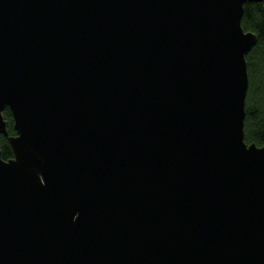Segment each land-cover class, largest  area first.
Masks as SVG:
<instances>
[{"label": "water", "instance_id": "95a60500", "mask_svg": "<svg viewBox=\"0 0 264 264\" xmlns=\"http://www.w3.org/2000/svg\"><path fill=\"white\" fill-rule=\"evenodd\" d=\"M262 1L0 0V264H264Z\"/></svg>", "mask_w": 264, "mask_h": 264}, {"label": "trees", "instance_id": "16d2710c", "mask_svg": "<svg viewBox=\"0 0 264 264\" xmlns=\"http://www.w3.org/2000/svg\"><path fill=\"white\" fill-rule=\"evenodd\" d=\"M241 27L245 32L256 36V44L245 56L248 87L244 107V140L247 145H264V0L260 3H245L241 18ZM8 137L14 136L13 121L10 111L3 112ZM1 159L13 158L11 147L6 137L0 138Z\"/></svg>", "mask_w": 264, "mask_h": 264}]
</instances>
